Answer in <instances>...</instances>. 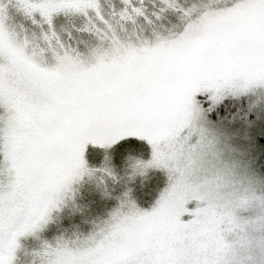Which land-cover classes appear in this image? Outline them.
Instances as JSON below:
<instances>
[{
  "label": "snow or ice",
  "instance_id": "1",
  "mask_svg": "<svg viewBox=\"0 0 264 264\" xmlns=\"http://www.w3.org/2000/svg\"><path fill=\"white\" fill-rule=\"evenodd\" d=\"M127 137L155 201L29 248ZM262 173L264 0H0V264H264Z\"/></svg>",
  "mask_w": 264,
  "mask_h": 264
},
{
  "label": "rangeland",
  "instance_id": "2",
  "mask_svg": "<svg viewBox=\"0 0 264 264\" xmlns=\"http://www.w3.org/2000/svg\"><path fill=\"white\" fill-rule=\"evenodd\" d=\"M134 138L144 140L147 145L134 151L133 146L130 145L128 149H125L117 144L110 148L89 144L85 152L88 166L99 168L106 162L118 179L113 180L104 173L97 172L96 176L92 178L85 176L82 180L77 181L73 185L75 192L69 197L68 204L59 210V224L55 221L50 222L49 226L40 233V238L28 236L23 238V242L29 248H39L42 239L51 240L54 235H58L64 229H67L66 234H70L73 230L87 233L92 229L93 221L107 217L111 209L118 203L116 197L122 194L126 188H131L132 196L139 206L142 203L153 202L166 185L167 175L163 169L150 167L143 174L136 173L130 178L131 165L137 159L147 160L151 157V147L148 142L142 138ZM105 157L108 158L107 161H105ZM156 187H158V191L154 194ZM105 191L109 195H105ZM72 204L80 210L72 211L70 207Z\"/></svg>",
  "mask_w": 264,
  "mask_h": 264
},
{
  "label": "trees",
  "instance_id": "3",
  "mask_svg": "<svg viewBox=\"0 0 264 264\" xmlns=\"http://www.w3.org/2000/svg\"><path fill=\"white\" fill-rule=\"evenodd\" d=\"M130 146H133L132 149H134V151H137L141 148V146L143 145H147L146 142L144 140H141V139H137V138H134V137H129V138H125L121 141H119L117 143V146H121L125 149H128V147ZM145 155V154H143ZM144 157V156H143ZM158 191V187L155 188V193L156 194ZM155 201V200H154ZM153 201V202H154ZM153 202H150V203H142L140 204V207H143V208H147L149 207Z\"/></svg>",
  "mask_w": 264,
  "mask_h": 264
}]
</instances>
